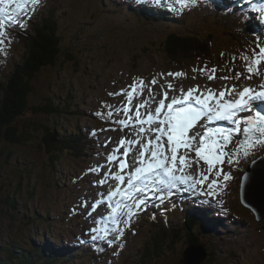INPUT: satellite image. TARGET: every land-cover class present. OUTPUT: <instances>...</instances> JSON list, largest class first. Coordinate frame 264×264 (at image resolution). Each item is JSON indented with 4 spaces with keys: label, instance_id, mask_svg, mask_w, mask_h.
<instances>
[{
    "label": "rangeland",
    "instance_id": "1",
    "mask_svg": "<svg viewBox=\"0 0 264 264\" xmlns=\"http://www.w3.org/2000/svg\"><path fill=\"white\" fill-rule=\"evenodd\" d=\"M201 1L189 0V6L180 11V4L176 0H167L176 9L173 11L166 6L165 0H161V6L153 4L152 0H40L36 5L31 0H12L8 11L0 14V19L4 20L3 31L6 33L4 37H0L4 40L0 44L1 84L13 73L15 65L21 62L26 34H32L34 25L47 12L54 11L56 14L57 28L53 29L55 33H59L63 53L71 52L74 55L72 60H66L62 56L54 68L35 75L29 108L18 122L19 132H26L25 139L13 147L0 145L1 250H5L3 246L13 248L16 256L21 257L23 250L29 253L36 246L45 249V244L38 238L46 233L49 234L46 236L48 238L64 236V243L57 242L61 248L56 250L65 253L61 258L66 259V264H75L68 263V259L79 264H264V215L260 217L262 221L258 222L252 212L243 207L246 203L245 193L255 200L257 193L264 192V188L258 185L253 188L248 185L241 187L240 179L243 176L241 172L253 161V157L264 154V145H257L247 157L241 150L232 157V164L219 165L223 173L231 176L228 180H224L223 175H209L207 181L195 187L192 186V179L187 184L178 181L176 188L182 187L184 194L181 189L172 192L171 196L167 195L168 189L147 192L146 209L140 210L131 218L130 226L119 225L125 230L121 240L114 239L116 233L112 229L116 226L108 219L111 209L108 207L107 195L118 183L109 173L117 171L118 165L109 164L107 156L118 146L121 138L141 139L135 134L139 127L135 110L128 113L120 110L126 105L135 109L141 100L148 101L149 110L156 106L149 99L147 90L143 97H136L129 104L125 94L131 90L129 86L134 79H143L148 85L155 78L157 84L150 87L155 90L157 100L162 98V90L169 83L174 86V90L169 91V96H179L181 88L196 86L201 91L211 89L217 96L221 90L233 85L236 86V92L246 87L255 92L264 88L261 87L264 85V60L259 66V75L254 72L252 78L247 79V66L251 64L256 67L253 63L256 59L254 53L264 47V39L257 37L261 32L264 37V17L258 11V2L261 3V0H216L222 6L232 5L233 8H216V1L210 0L213 12L211 16L215 14V19H209L208 12L197 10L198 6L203 9L207 6L202 5L204 3L201 4ZM237 6L240 10L241 7L254 8L246 17H240ZM9 15L13 16L15 23L8 19ZM21 24L24 26H20ZM239 26L244 29L246 26L256 36L250 34L249 43H240L243 37ZM173 33L181 36H205L211 33L218 49L214 48L216 51L213 53L208 52L212 56L210 58L197 56L194 51L195 57H203L205 61L187 63L180 68L179 65L170 63L161 52L162 44ZM239 36V41H232ZM198 48L206 49L201 45ZM248 50L251 55L247 54ZM244 57L249 59L246 61ZM225 58L231 60L229 65L224 63L227 62ZM205 66L207 69L217 70L215 79H208L210 72L199 71ZM170 72H182L186 75L170 77L167 75ZM236 73L242 74L238 81L234 78ZM224 76L230 79H221ZM122 90L125 94H122ZM109 93L116 95L110 96ZM237 97L235 92L231 96L226 94L227 99ZM47 99L56 104L59 102V116L35 113ZM68 99L71 106L66 109L64 102ZM140 111L143 113L145 110ZM98 112L101 115L98 116ZM108 112H113L111 118L107 117ZM119 120H126L129 126L121 130V125L117 122ZM205 125L206 128L213 129L234 127L232 123L214 127V124L206 122ZM45 128L56 134L58 139L75 137L72 131L84 133L76 138H79L80 143L88 142L87 149L79 155L66 153L51 166L46 154L49 140L39 142L42 137L51 139L48 131L44 133ZM195 131H204L201 122L197 124ZM88 136H97V139L93 141ZM242 138V134L238 138L234 137L233 143ZM138 148V145L132 148L133 156ZM231 148L232 145H229V150ZM8 154L11 156L6 161ZM191 156L195 158V153H191ZM120 158L123 159V156ZM128 162L131 163V160ZM257 163H261L258 168L264 176V160ZM206 167L200 161L199 168L194 164L177 175L194 174L195 179L200 180L202 177L199 172L206 171ZM132 170H124L122 174L125 179ZM106 177L107 183H98ZM212 179H216L218 184L210 190L207 184ZM248 180L245 178L243 181ZM126 186L125 183L121 187ZM210 191L211 195L208 194ZM241 192H244L242 203L239 199ZM190 195H193L192 199L188 198ZM9 198L15 201L14 211V208L7 206L6 200ZM115 199L119 197L113 198V201ZM193 203L203 205L201 210L194 211L190 206ZM196 205L193 207L197 209ZM180 206L184 208L183 211ZM184 212L203 215L208 220L209 227L203 223L202 227L200 224H185ZM33 213L44 216L47 222L36 223V230L30 225ZM152 220H161L166 241H178L172 249L163 251L155 262V258H144L142 254L146 241L157 226ZM93 236L97 239L93 240ZM189 241L194 242L188 243ZM76 242H87L88 247L81 253L78 248L74 249L78 246Z\"/></svg>",
    "mask_w": 264,
    "mask_h": 264
},
{
    "label": "snow or ice",
    "instance_id": "2",
    "mask_svg": "<svg viewBox=\"0 0 264 264\" xmlns=\"http://www.w3.org/2000/svg\"><path fill=\"white\" fill-rule=\"evenodd\" d=\"M153 4L161 6V0H152ZM180 4V11L189 6V0H176ZM194 2V0H191ZM12 0H0V14L8 11V5ZM33 5L39 4L40 0H31ZM166 6L173 9L171 4L167 3ZM20 8V5H17ZM261 17H264V8L258 10ZM8 19L15 23L13 16L9 15ZM264 22V21H262ZM20 26H24L21 24ZM4 20L0 19V37H4L6 33L3 31ZM4 40L0 39V44ZM264 43V42H262ZM256 59L253 63L256 65L254 68L251 64L247 66L249 73L247 79L252 78L255 72L259 75V66L261 61L264 60V47L259 48L258 53H254ZM247 61L249 58L244 57ZM197 71V69H193ZM201 73L210 72L209 80L215 79V68L199 69ZM170 77H180L186 75L182 72L167 73ZM241 73H236L235 79H239ZM195 78V77H194ZM221 79H230L224 76ZM157 80L153 78L148 85L145 84L143 79H134L130 85V91L125 94L129 104L136 97H143L145 90L152 103L156 104L154 109H150L148 101L141 100L135 106V109L125 106L122 110L123 113H128L135 110L136 123L139 125L135 134L140 136L141 139L132 140L121 138L118 146L113 149L112 153L107 156L109 164H117L118 170L110 172L109 175L117 185L114 190L110 191L107 195L108 207L111 213L108 219L112 221L114 227L112 230L116 233L114 239L121 240L124 236V227L120 224L130 226L131 218L138 214L140 210L146 209L148 199L145 194L151 192H162L168 189L167 195L171 196L172 189L177 187V182L187 183L192 177L188 175H177L178 172L183 173L185 169L191 168L194 164L199 168L200 161L206 165V171L201 170L199 175L202 177L200 180L193 182V187L196 184H203L204 181L209 179V175L220 177L223 175L224 180H228L231 176L223 173V169L219 165L223 163L232 164V157L243 150L245 157L257 145H264V111L257 110L254 115L253 102L264 100V91L255 92L253 89L246 87L242 91L236 92V86L221 90L218 94L207 89L201 91L199 86L191 87L186 92L180 89V95L169 96V91L174 90V86L169 83L166 89L162 90V98L156 99L154 89L151 85H156ZM264 87V85H261ZM239 97L237 99H227L233 93ZM199 93V94H197ZM109 95H116V93H109ZM108 107H111L109 105ZM140 109L145 111L142 113ZM240 113H249L246 116H240ZM101 115V113H97ZM107 116L111 118L113 112H108ZM211 123L217 120L230 121L234 127L231 128H205L201 133L195 131L197 124L204 120ZM121 125V130L129 126L126 120L117 121ZM147 126V127H146ZM114 130V129H113ZM233 143V138L240 137ZM127 145V146H126ZM139 146L136 155H132V148ZM229 145H232L229 150ZM121 149L123 152L121 153ZM195 153V158L191 153ZM120 153V155H118ZM121 155L123 159H121ZM129 159L131 163H129ZM239 162L238 160L236 161ZM125 169H133L125 179ZM215 170V171H214ZM103 185L107 183V177L98 181ZM126 183V187H121ZM218 181L212 179L207 187L212 190L217 186ZM209 195L212 194L210 191ZM119 197V199L113 198ZM163 199V197H158ZM104 201H100L103 203ZM123 217V219H121ZM96 231V229H92ZM107 231V229H105ZM93 240L97 237L93 236ZM123 247V245H121ZM115 254V253H114Z\"/></svg>",
    "mask_w": 264,
    "mask_h": 264
},
{
    "label": "trees",
    "instance_id": "3",
    "mask_svg": "<svg viewBox=\"0 0 264 264\" xmlns=\"http://www.w3.org/2000/svg\"><path fill=\"white\" fill-rule=\"evenodd\" d=\"M53 27L57 28V19L54 11H50L42 16L39 19V22L34 25L32 29L33 32L30 36L26 34V38H24L26 46L21 55V62L16 64L13 73H11L9 77H6V82L4 84L0 83V145L6 144L9 145V147H13L14 144H19L21 140L25 139L24 133L26 132L21 130L20 131L23 133L19 132L18 122L25 114V111L29 108V99L34 89L33 84L35 81V75L43 70L54 68L58 59L62 56L66 60H72L74 58V55L71 52L70 54L63 53L60 46L61 39H59V33H55ZM211 35L212 34L209 33L204 37L192 35L181 36V34L174 35L173 33L169 35L166 41L162 44L163 48L161 49V52L170 63L179 65L180 67L187 63H198L200 60L204 59L203 57L208 56L209 52L203 48L199 49V45L204 46V48L216 47L213 42L215 38ZM232 41L237 42L236 40ZM243 42H245V39H243ZM194 51L197 53V56H204L195 57ZM210 57L211 56L209 55L208 58ZM69 100L70 99L66 100V103L64 102V107H66V109H69L71 106ZM60 106L59 102L56 104L53 100L47 99L44 104L35 110V113L41 112L44 115L57 117L61 114V111L59 110ZM44 130L45 134L47 131L49 132L51 139L42 137L41 140L39 139V142L44 143L49 140L50 145L48 146L46 154L51 166L55 163L54 161H59L61 156L66 153H75L79 155L84 149H87L88 142L80 143L79 138H76V136H81V134L84 133L72 131L76 135L75 137L58 139L57 135H54L52 131H49L46 128ZM88 137L93 141H96L97 139V136ZM55 140L57 143H53ZM75 143H77V145ZM0 155H2V152H0ZM10 156V154L6 155V161H8ZM6 201L7 206L12 209L14 208V211L16 208L15 201L11 200V198ZM32 217L33 220H31L30 225H33L34 230H36V223H47L44 216L42 217L33 213ZM186 219H189V221H196L195 217L192 218L188 214L186 215ZM192 221L190 223H192ZM190 223L187 222V224ZM164 231L165 229L163 227L156 228L155 226L154 233L150 236L149 240L146 241L145 246L143 247L142 254L144 258H155V262L162 255L163 251L166 252V250L172 249L173 246L177 244L178 241L174 242L172 239L166 241L164 239ZM38 236L39 233H37V238ZM46 236H49V234L44 233L38 238L43 244H45L46 253L44 247L41 248L36 246L31 248L29 253H27L26 250H23L21 257H17V253L16 251H13V248L8 249L3 246L5 250L0 249V256H2V259L0 257V264H66V259L61 258L65 253H59L61 251L56 250L57 248H61L57 246V242H62L64 239L62 240V238L55 236L48 238ZM48 240H50V242H48ZM76 243H78V246L74 247V249L78 248L81 253L88 247L87 243ZM27 245L28 247L30 246L29 243ZM11 246L14 247L13 245ZM69 262L79 264L77 261L71 259H68V263ZM147 262H149V260L146 261V263Z\"/></svg>",
    "mask_w": 264,
    "mask_h": 264
},
{
    "label": "bare ground",
    "instance_id": "4",
    "mask_svg": "<svg viewBox=\"0 0 264 264\" xmlns=\"http://www.w3.org/2000/svg\"><path fill=\"white\" fill-rule=\"evenodd\" d=\"M207 6H206V8H202V7H196L197 8V10L199 9L201 12H203V13H205V12H208V15H210L209 16V19L210 18H213V19H215L216 18V16H215V14H214V16H211V14L213 15V12L211 11V9H210V5H211V1L210 0H207ZM258 4H259V9H261V8H264V1L263 0H261V3L260 2H258ZM207 15V16H208ZM261 20V19H260ZM256 26V25H255ZM245 27V29H246V26H244ZM247 30V29H246ZM247 32L249 33V34H252V36H256L255 34H254V32H252V33H250L248 30H247ZM257 37H260V38H262V39H264V37L262 36V32L260 33V35L259 36H257ZM240 38H241V36H239L238 38H237V40L236 41H239L240 40ZM249 47V46H248ZM216 48V47H215ZM205 50H207V51H209V53H213V51H216L217 50V48H216V50L214 49V48H206ZM228 53H230V52H228ZM209 56V55H208ZM212 57V56H211ZM238 81V80H237ZM188 89H184V91L186 92ZM259 90H261V91H264V88L263 89H259ZM180 93V92H179ZM197 94H199V93H197ZM237 98H239V97H237ZM260 104V106H261V108H262V110L264 111V100H260V101H254L253 102V114L255 113V111H256V108H255V106L256 105H259ZM242 114H244V113H240L239 115L241 116ZM201 122V125H202V127H203V130H204V128H206V125H205V123L206 122H208L207 120H206V118L204 119V120H202V121H200ZM199 122V123H200ZM228 123H231L230 121H224V120H217V121H213V122H211L210 124H214V127H216V126H225V124H228ZM259 160H261V159H259ZM126 172V171H125ZM194 174H191V176L190 177H192V182H194L196 179H195V177L193 176ZM187 184V183H186ZM197 185V184H196ZM190 187L192 188V186L190 185ZM181 189V191H182V193L184 192V189L181 187V188H175V189H172L171 191L172 192H178L179 190ZM164 191H166V190H164ZM184 194V193H183ZM193 195H194V193H193ZM193 195H190L188 198L189 199H192V197H193ZM185 197H186V195H185ZM187 198V197H186ZM194 205H196V204H190V206L192 207V209L194 210V211H199V210H201L200 208L203 206V205H201V206H197L196 205V207H197V209L196 208H194L193 206ZM188 213H185L184 212V215H185V219H186V215H187ZM189 215V214H188ZM192 218H194L195 217V219H196V223H198V222H200V223H204V220L203 219H201L200 217H198V216H196V215H190ZM219 223V222H218ZM195 245V244H194Z\"/></svg>",
    "mask_w": 264,
    "mask_h": 264
},
{
    "label": "water",
    "instance_id": "5",
    "mask_svg": "<svg viewBox=\"0 0 264 264\" xmlns=\"http://www.w3.org/2000/svg\"><path fill=\"white\" fill-rule=\"evenodd\" d=\"M261 160H264V157L261 158ZM260 160H258L257 162H259ZM255 162L254 164H252L247 172L245 173L243 178H248V182H245L242 180V186H250L251 188H253L254 185H258L262 188H264V176L261 175L260 171H259V166H261V163H257ZM244 193V192H243ZM245 202L243 205H245L246 207H252L256 210V212H263L264 209V193H257V195L255 196V200L252 198V196H250L248 193H245ZM263 215V214H262Z\"/></svg>",
    "mask_w": 264,
    "mask_h": 264
}]
</instances>
